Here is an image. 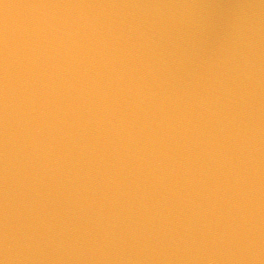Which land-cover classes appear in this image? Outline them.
I'll return each instance as SVG.
<instances>
[{
  "label": "water",
  "instance_id": "water-1",
  "mask_svg": "<svg viewBox=\"0 0 264 264\" xmlns=\"http://www.w3.org/2000/svg\"><path fill=\"white\" fill-rule=\"evenodd\" d=\"M0 264H264V0H0Z\"/></svg>",
  "mask_w": 264,
  "mask_h": 264
}]
</instances>
